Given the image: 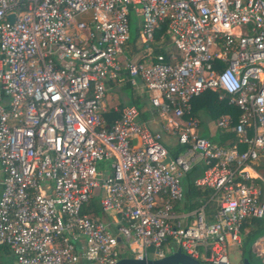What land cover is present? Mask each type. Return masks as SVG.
I'll list each match as a JSON object with an SVG mask.
<instances>
[{"label": "built area", "instance_id": "obj_1", "mask_svg": "<svg viewBox=\"0 0 264 264\" xmlns=\"http://www.w3.org/2000/svg\"><path fill=\"white\" fill-rule=\"evenodd\" d=\"M132 15L144 62L127 56ZM163 23L169 58L148 48ZM123 76L152 94L180 153L133 105L106 119L108 86ZM206 92L238 111L216 121L236 138L229 146L198 134L192 103ZM262 151L264 0H0V247L15 264H116L124 251L159 260L178 249L231 264L243 223L264 219L250 174ZM200 166L192 184L210 194L183 210L182 181ZM93 198L115 218L83 213Z\"/></svg>", "mask_w": 264, "mask_h": 264}, {"label": "trees", "instance_id": "obj_2", "mask_svg": "<svg viewBox=\"0 0 264 264\" xmlns=\"http://www.w3.org/2000/svg\"><path fill=\"white\" fill-rule=\"evenodd\" d=\"M130 31H131V27H130ZM132 37L133 38H131L130 36V39L128 42V46H130L131 48L127 50V56L130 59H133L136 54H139L140 52L142 53L146 49V46L144 44H141L140 48H138L139 35L137 33V29H136L135 34ZM148 48L151 49L152 56L164 55L165 57L169 58L171 55L176 53V50L171 42L170 33H169L166 23L161 24L160 28L156 30L155 35H154V40L151 44H149ZM144 57L145 56L142 55L139 59H137V61L144 62L145 60ZM123 80H125L126 86H130V83L127 82V79L125 78V76H123ZM110 85L113 86V83H111ZM224 104L225 102H221L218 100L216 94L212 92H206L202 96L198 97L197 99L193 101L192 115L194 117H198L199 113L202 111L205 117L212 118L213 120L217 119L219 116H221L225 112H232L233 114L237 115V112L235 110L228 111L226 104L225 105ZM122 106L123 105L120 104L118 107L121 108ZM105 117L106 119L111 121L118 117V113H115L112 111V109H109V112L105 115ZM222 134L225 135L226 137H224L225 140H221V144L225 146L229 145V142H230L229 139L232 137V135L229 134L226 130L218 131L217 133L213 135V138L209 140L211 142H220V137L222 136ZM257 168L259 167L255 166V169ZM209 194H210V190L205 189V188L195 187L192 184V181L189 180L187 182V190L185 192V200L187 203L185 204V207L183 208V210H189L191 208L198 206L199 201L206 199ZM209 208L212 209L213 207L210 206ZM83 213L89 214L92 217L101 218L103 211L99 204V200L97 198H93L92 200H90V202L83 207ZM250 226H256L258 227V230H255L251 234L249 233L246 235L245 228L250 227ZM241 233H242V238H243L241 250L243 253L245 254L247 253L248 257L253 261L252 259L253 254L251 253V249H250L252 240L250 241L249 236L254 234L253 235L254 237L256 235L258 236L260 233L261 235L264 233V219L263 220L252 219V220L245 221L242 225ZM3 248L8 249L7 247H3ZM125 258H131V255L127 251H124L122 254L119 255L120 260L125 259ZM82 264H85V263H82Z\"/></svg>", "mask_w": 264, "mask_h": 264}, {"label": "crops", "instance_id": "obj_3", "mask_svg": "<svg viewBox=\"0 0 264 264\" xmlns=\"http://www.w3.org/2000/svg\"><path fill=\"white\" fill-rule=\"evenodd\" d=\"M138 25L139 24H137V33L139 35L138 43L140 41V44H142L141 43V36H140V32H139L140 29H139ZM148 53L149 52L146 51V49H145L141 54L143 56H147ZM123 83H124V85H122ZM108 89H109V91L117 89L116 90L117 92L116 91L115 92L117 94H119L118 99L122 100V103H120L121 105H123V106L124 105H133V106L137 107L139 112H140L141 121L146 122L152 130L161 132L162 136H163V142H164V145L166 146V148L169 149L173 154H176V151H175V153L173 152V147L179 149L178 141L176 140V142H174L176 137H173V136L169 135L168 133H166L165 131L162 130V126L165 123V121H163V119L160 118L158 111L152 105V102H151L152 94L148 93L143 88V86H139L138 88H132L131 86H126L125 80H123V79L119 80L117 82H114L113 86H111V85L108 86ZM125 89H128L130 91L129 92L130 94L128 97L129 101L125 100V98H126ZM106 98H107V96H106ZM222 102H225V101H222ZM126 103H128V104H126ZM120 104L109 105L108 99H107V108L108 109L118 107ZM226 107H227L228 111H232V110L234 111L235 110L234 108L227 106V104H226ZM235 111L237 112V115L233 114L232 112H225L222 115L229 114L233 117L234 121H237L238 120V111L237 110H235ZM220 117L221 116H219L217 119L214 120L215 128H216V121ZM197 118L200 122L198 134H199V136L203 137L201 131H205L204 124H203V120L205 119L204 113L201 111ZM218 131H221V129L216 128L215 133H217ZM165 136H167V138ZM224 137H226V136L222 134V136L220 137V142H213L214 145L225 146V145L221 144V140H225ZM203 138H206V137H203ZM229 140H230L229 145H231L233 140H236V138L232 136ZM229 145H227V146H229ZM240 149L243 150V147H240ZM261 153H263V151ZM260 157H259V159H260ZM259 159H258V161H259ZM258 161L255 162L254 167L257 166L259 168L255 169L254 171L251 170L250 174H251V176H253L254 182L259 187V189L262 193V199L264 200V177H262V175L260 174L261 169H260V166L258 165ZM201 170H202V166H200L199 171L193 172L194 173L193 177H192V173H191V175L189 174L187 177H185L184 179H186V185H187V182L189 180L192 181V179L198 177L201 174ZM0 193H1V189H0ZM103 220L108 221V220H110V218L106 217V215H103ZM255 230H258V227H256V226L246 227L245 233H246V235L249 233L251 234ZM253 235L254 234L249 236L250 241L252 240L251 241V248H250L251 253L253 254L252 258H254L255 256H258L259 251L261 252V254L264 253V233L262 235L260 233L258 235L259 237L257 235L253 237ZM241 252H242V250H241ZM240 255H241V258H243V256H245V253L242 252ZM241 262H242V259H241ZM0 264H15V258L13 256L12 252L6 248H3V247H0Z\"/></svg>", "mask_w": 264, "mask_h": 264}, {"label": "rangeland", "instance_id": "obj_4", "mask_svg": "<svg viewBox=\"0 0 264 264\" xmlns=\"http://www.w3.org/2000/svg\"><path fill=\"white\" fill-rule=\"evenodd\" d=\"M141 18H136L135 16H131V31H130V36L131 38H133L132 36L135 34L136 32V29H137V24H138V21H140ZM140 41L138 43V48H140ZM131 47L128 46L127 50H129ZM129 52V51H128ZM141 52L139 54H136L133 58V60H137L141 57ZM124 85V83L122 84ZM117 89H114V90H110L108 89L107 91V99H108V104L109 105H116V104H120L122 103V100L121 99H118L119 98V94H117L116 91ZM116 91V92H115ZM130 91L128 89H125V94H126V98L125 100L126 101H129V93ZM128 104V103H126ZM204 120H203V124H204V128H205V131H201L203 137H206L208 139H211L213 138V134L215 133V126H214V120L212 118H208V117H205L204 116ZM167 138V136H165ZM177 139L174 140V142H176ZM178 148H174L173 147V152L175 153H180V151L178 150ZM260 161V162H259ZM258 161V165L260 166V174L262 175V177H264V151L263 153L261 154V157ZM194 176V173H192V177ZM182 184H183V189H184V192H186L187 190V185H186V179H183L182 181ZM106 217L108 218H112L114 219L116 214L114 212H106ZM103 219V215L101 217ZM230 256H229V259H230V262L231 264H240L241 262V250L239 248H236V247H231L230 248ZM255 256V255H254ZM253 261L251 260V264H264V253L261 254V252L259 251V254L258 256H255Z\"/></svg>", "mask_w": 264, "mask_h": 264}, {"label": "water", "instance_id": "obj_5", "mask_svg": "<svg viewBox=\"0 0 264 264\" xmlns=\"http://www.w3.org/2000/svg\"><path fill=\"white\" fill-rule=\"evenodd\" d=\"M10 21H13V17H10ZM116 264H202L189 256H187L184 252L178 249L176 252L166 256L163 259L159 260H149L142 259L137 260L133 258H125L119 260ZM240 264H251V260L248 257L247 253L242 258V262Z\"/></svg>", "mask_w": 264, "mask_h": 264}]
</instances>
